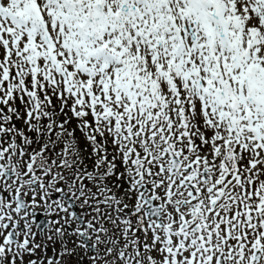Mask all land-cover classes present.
Returning a JSON list of instances; mask_svg holds the SVG:
<instances>
[{"label": "snow or ice", "instance_id": "6c2138e0", "mask_svg": "<svg viewBox=\"0 0 264 264\" xmlns=\"http://www.w3.org/2000/svg\"><path fill=\"white\" fill-rule=\"evenodd\" d=\"M0 264H264V0H0Z\"/></svg>", "mask_w": 264, "mask_h": 264}]
</instances>
